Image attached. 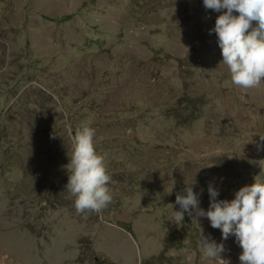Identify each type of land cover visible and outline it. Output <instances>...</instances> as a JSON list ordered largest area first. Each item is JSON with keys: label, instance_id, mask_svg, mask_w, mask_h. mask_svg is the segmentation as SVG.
Returning a JSON list of instances; mask_svg holds the SVG:
<instances>
[{"label": "rangeland", "instance_id": "374dc122", "mask_svg": "<svg viewBox=\"0 0 264 264\" xmlns=\"http://www.w3.org/2000/svg\"><path fill=\"white\" fill-rule=\"evenodd\" d=\"M203 0H0V264H240L209 207L264 181V81L231 82ZM90 126L113 202L77 214L71 137ZM259 146V147H258Z\"/></svg>", "mask_w": 264, "mask_h": 264}, {"label": "clouds", "instance_id": "9594fccd", "mask_svg": "<svg viewBox=\"0 0 264 264\" xmlns=\"http://www.w3.org/2000/svg\"><path fill=\"white\" fill-rule=\"evenodd\" d=\"M206 10L220 13L209 30L216 35L222 61L231 82L242 90L258 87L264 81V0H203ZM96 131L90 126L75 130L67 169L66 191L74 197L77 214H99L113 202L104 159L94 146ZM264 144V136H260ZM259 147V146H258ZM209 207H200V193L187 185L176 195L172 222L181 224L185 213L198 220L208 219L213 229L221 231L222 240L234 235L242 249L240 264H264V181L257 179L235 192L231 200L218 199L219 190L208 185ZM205 258L229 264L222 259L224 243L208 237L201 239Z\"/></svg>", "mask_w": 264, "mask_h": 264}]
</instances>
